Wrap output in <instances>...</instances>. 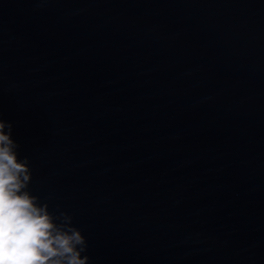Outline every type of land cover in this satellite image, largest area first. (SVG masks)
<instances>
[{
	"label": "water",
	"instance_id": "1",
	"mask_svg": "<svg viewBox=\"0 0 264 264\" xmlns=\"http://www.w3.org/2000/svg\"><path fill=\"white\" fill-rule=\"evenodd\" d=\"M0 113L89 264H264V0H0Z\"/></svg>",
	"mask_w": 264,
	"mask_h": 264
},
{
	"label": "clouds",
	"instance_id": "2",
	"mask_svg": "<svg viewBox=\"0 0 264 264\" xmlns=\"http://www.w3.org/2000/svg\"><path fill=\"white\" fill-rule=\"evenodd\" d=\"M17 148L12 125L0 113V264H89L86 238L73 217L49 211L27 190L32 173Z\"/></svg>",
	"mask_w": 264,
	"mask_h": 264
}]
</instances>
